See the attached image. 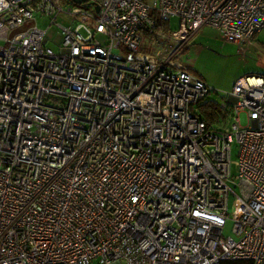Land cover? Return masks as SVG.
<instances>
[{
	"label": "built area",
	"instance_id": "built-area-1",
	"mask_svg": "<svg viewBox=\"0 0 264 264\" xmlns=\"http://www.w3.org/2000/svg\"><path fill=\"white\" fill-rule=\"evenodd\" d=\"M204 26L250 44L264 0H0V264H264V76L208 123Z\"/></svg>",
	"mask_w": 264,
	"mask_h": 264
},
{
	"label": "rangeland",
	"instance_id": "rangeland-1",
	"mask_svg": "<svg viewBox=\"0 0 264 264\" xmlns=\"http://www.w3.org/2000/svg\"><path fill=\"white\" fill-rule=\"evenodd\" d=\"M69 21L67 18L59 17L56 24L67 26ZM170 25L172 29L176 28L177 20L172 19ZM47 26L48 20L40 18L39 27L46 28ZM45 37L46 47L58 53L62 41L61 29L52 25L47 29ZM99 39L103 40L100 36ZM186 59L191 69L190 73L203 80L212 89L204 104L226 102L227 94L239 78L252 74L264 76V29L254 37L252 43L238 46L223 41L216 30L204 26L190 38ZM237 155L238 148L233 143L230 153L232 179L237 174ZM230 185L233 187L232 182ZM231 207L232 198L230 197L229 209ZM231 229L232 224L227 222L223 228L224 236H232Z\"/></svg>",
	"mask_w": 264,
	"mask_h": 264
},
{
	"label": "trees",
	"instance_id": "trees-1",
	"mask_svg": "<svg viewBox=\"0 0 264 264\" xmlns=\"http://www.w3.org/2000/svg\"><path fill=\"white\" fill-rule=\"evenodd\" d=\"M167 28V26H166ZM201 113L204 115L206 121L208 123H213L215 119L218 116V109L215 104L213 103H208L204 106H201ZM221 264H251L250 261H244V260H238V261H231V260H226L222 261Z\"/></svg>",
	"mask_w": 264,
	"mask_h": 264
},
{
	"label": "crops",
	"instance_id": "crops-1",
	"mask_svg": "<svg viewBox=\"0 0 264 264\" xmlns=\"http://www.w3.org/2000/svg\"><path fill=\"white\" fill-rule=\"evenodd\" d=\"M147 2H151L152 0H146ZM171 22V21H170ZM189 43V42H188ZM188 43L186 44V46H185V51H184V53L181 55V57H180V61L183 63V64H185L186 66H187V68L189 69V71L191 70L190 69V67L188 66V61H187V59H186V53H187V45H188Z\"/></svg>",
	"mask_w": 264,
	"mask_h": 264
},
{
	"label": "water",
	"instance_id": "water-1",
	"mask_svg": "<svg viewBox=\"0 0 264 264\" xmlns=\"http://www.w3.org/2000/svg\"><path fill=\"white\" fill-rule=\"evenodd\" d=\"M72 1L75 3H81L83 0H72ZM96 10H97V8H96Z\"/></svg>",
	"mask_w": 264,
	"mask_h": 264
}]
</instances>
